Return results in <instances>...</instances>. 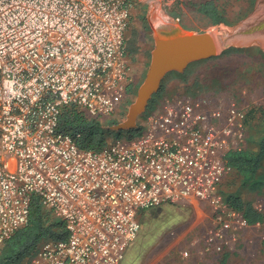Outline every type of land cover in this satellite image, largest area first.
Here are the masks:
<instances>
[{
  "label": "built area",
  "instance_id": "1",
  "mask_svg": "<svg viewBox=\"0 0 264 264\" xmlns=\"http://www.w3.org/2000/svg\"><path fill=\"white\" fill-rule=\"evenodd\" d=\"M132 5L0 0V245L29 223L34 196L68 231L40 243L25 264H121L142 214L165 205H210L219 228L207 244L216 251L252 226L221 190L234 171L228 153L248 138L247 111L236 104L158 105L140 135L101 150L59 130L66 108L103 120L122 103Z\"/></svg>",
  "mask_w": 264,
  "mask_h": 264
},
{
  "label": "rangeland",
  "instance_id": "2",
  "mask_svg": "<svg viewBox=\"0 0 264 264\" xmlns=\"http://www.w3.org/2000/svg\"><path fill=\"white\" fill-rule=\"evenodd\" d=\"M204 1L132 2L126 39L130 91L112 117L119 123L126 120L146 80L158 37L177 34L180 26L198 33L209 31L217 40L218 54L191 62L184 71L168 72L162 79V92L152 96L137 127L145 131L156 107L167 102H200L212 108L236 104L249 113L245 148L258 153L264 139V0H215L228 20L219 25H212L198 11L195 5ZM221 190L240 194L264 213V157L254 177L246 179L233 171ZM140 223L138 236L121 264H264V221L235 233V240L223 251L207 244L211 232L219 227L206 203L157 207L145 211ZM2 248L3 244L0 252Z\"/></svg>",
  "mask_w": 264,
  "mask_h": 264
},
{
  "label": "trees",
  "instance_id": "3",
  "mask_svg": "<svg viewBox=\"0 0 264 264\" xmlns=\"http://www.w3.org/2000/svg\"><path fill=\"white\" fill-rule=\"evenodd\" d=\"M135 2L136 0H131ZM198 11L210 19L212 25L227 24L225 10L215 1L207 0L195 5ZM130 91V86L129 89ZM161 86L158 93L162 92ZM157 93V94H158ZM248 122H249V113ZM264 120V115H263ZM119 122L113 117L103 120L89 117L83 110L71 107L64 109L60 118L59 130L73 136L83 149L101 150L112 137H128L140 135L142 130H113L112 126ZM264 157V139L260 150L254 153L247 148L228 153V162L234 172L246 179L254 177L262 166ZM225 201L233 210L240 212L249 225L264 221V213L252 202L246 201L240 194H225ZM68 237L66 223L45 209L38 197H33L30 206L29 223L17 230L3 244L0 252V264H22L25 258L43 241L62 240Z\"/></svg>",
  "mask_w": 264,
  "mask_h": 264
},
{
  "label": "water",
  "instance_id": "4",
  "mask_svg": "<svg viewBox=\"0 0 264 264\" xmlns=\"http://www.w3.org/2000/svg\"><path fill=\"white\" fill-rule=\"evenodd\" d=\"M217 47V40L211 32L198 33L181 26L175 35L158 37L149 72L137 99L130 106L126 120L112 126L113 130L137 128L138 117L145 112L152 96L160 90L163 77L170 71H184L191 62L217 55Z\"/></svg>",
  "mask_w": 264,
  "mask_h": 264
}]
</instances>
